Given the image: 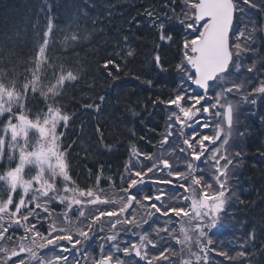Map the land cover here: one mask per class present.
<instances>
[{
	"label": "snow or ice",
	"instance_id": "obj_1",
	"mask_svg": "<svg viewBox=\"0 0 264 264\" xmlns=\"http://www.w3.org/2000/svg\"><path fill=\"white\" fill-rule=\"evenodd\" d=\"M179 2L174 0L173 6ZM55 7V0H40L25 27L5 33L9 43L0 42V264H223L213 236L226 231L225 219L233 212L228 169L235 162L217 150L227 148L234 129L242 134L238 113L247 103L245 88L249 95L264 97V25L253 22L249 27L241 17L237 27L233 11L226 33L220 20L201 33L205 21L197 23L194 17L181 37V59L188 55L189 41L195 44L199 37L204 44L192 49L191 67L178 60L172 68L175 87L169 97L157 98L169 111L159 147L148 153L132 145L129 159L137 157V163L125 162L123 171L107 176L103 164L95 172L89 168L92 184L80 187L68 160L70 147H63L65 132L58 131L67 130L75 115L62 103L65 86L80 77L72 71L65 76L64 65L50 55L55 33H63L64 24ZM177 23L183 26L182 20ZM21 40L31 49V61L17 51ZM209 41L216 44L212 60L204 55ZM21 63L24 72L17 74ZM159 68L169 70L163 64ZM29 93L32 99L42 97L43 112L29 111ZM236 93L240 99L233 102ZM99 100L84 107L99 112L104 97ZM29 165L33 168L26 173ZM101 184L122 195L109 198ZM251 235L255 239L254 228Z\"/></svg>",
	"mask_w": 264,
	"mask_h": 264
},
{
	"label": "trees",
	"instance_id": "obj_2",
	"mask_svg": "<svg viewBox=\"0 0 264 264\" xmlns=\"http://www.w3.org/2000/svg\"><path fill=\"white\" fill-rule=\"evenodd\" d=\"M39 2L0 0V42L9 43L3 39L4 34L25 27V18L35 14ZM259 2L262 5L257 25H264V0ZM55 3L54 13L64 24L63 33H55L50 55L58 65H64L65 74L72 71L80 77L74 84H67L63 92L62 103L67 112L75 113L67 130L60 128L65 132L63 147H70L67 156L74 180L80 187L90 186L94 177L88 175L89 168L95 172L103 164L105 176L115 175L117 170L123 171L132 145L137 146L138 152L148 153L159 147L167 109L157 98L169 97L177 78L172 68L178 60L183 62L181 37L187 29L177 21L183 17L184 3L183 0L175 6L174 0H55ZM72 17L70 30L67 22ZM17 51L32 60L31 49L23 40L21 45L17 42ZM161 64L169 66V70L161 71ZM16 72L23 74L22 63ZM42 83L46 86L47 80ZM32 96L29 93V111L43 112L42 97L37 94L32 99ZM100 97L104 100L99 112L84 107L99 104ZM243 143L235 217L243 228L247 255L229 264H264V97L245 124ZM106 145L113 150L104 151ZM85 150L88 159H84ZM100 187L106 193L114 188L109 184ZM244 221L248 223L245 225ZM253 228L255 239L251 235Z\"/></svg>",
	"mask_w": 264,
	"mask_h": 264
},
{
	"label": "rangeland",
	"instance_id": "obj_3",
	"mask_svg": "<svg viewBox=\"0 0 264 264\" xmlns=\"http://www.w3.org/2000/svg\"><path fill=\"white\" fill-rule=\"evenodd\" d=\"M184 3V14L182 19L180 18V20L183 21V25L186 27V29H188V25L189 23H192L195 17V9H196V5L198 3L197 0H183ZM262 5V4H261ZM260 2L259 0H250V3H239L238 0H235V6L237 9V13H236V25L237 27H239V24L242 23L243 21L241 20V17L244 18L245 21H247V23L249 24V27H251L250 25L253 24V22L255 23V25H257V13H259V9L261 8ZM194 10V11H193ZM196 20V19H195ZM241 27H243L241 25ZM203 28V27H202ZM245 34H247V29H245ZM190 35V33H189ZM192 47V42H188L187 43V48H188V55H184L183 56V62L185 64H189V60L192 57L191 50ZM245 63H247V61H245ZM189 66V65H188ZM64 75L66 76L67 74L64 73ZM39 87V85H38ZM252 87L255 89L254 87V83L252 84ZM240 93H236L235 96L233 97V102H236L240 99ZM244 95L247 97V103H242V107L239 110L238 116H239V121H238V130L240 133L242 134H237V131L234 129L231 132V140L229 141V135L225 136V140L229 141L227 144V148L225 149V147L221 146L217 151L220 153L221 156L226 155L227 158L231 161H234L235 163H233L232 168L228 169V174L229 177L231 179V186H232V191L234 193V195L230 198L229 203L231 205H233V212L232 214L225 219L224 222V227L226 229V231H223L222 234L218 233L216 235L213 236V240L216 241L215 243V247L217 249L218 254H220V259L221 261H223V264H227L230 261H234L233 259H238L241 258L243 249H239L238 247H242V243L243 245H246V242H243V232L240 229L239 223L235 217V209H236V189L238 188V181H237V177H238V168H239V163H240V159L242 157V153H243V145H244V139H245V124L248 120L249 117H251L254 112L255 109L257 107V102L259 100V98H261L260 96H252L249 95L247 92V88H245L244 90ZM256 100V103H253V100ZM193 111H195L193 109ZM167 116L169 115V111L166 112ZM166 116V117H167ZM215 119L217 118H213V121L215 123ZM223 127H224V131L227 133L228 132V127L226 126V120H224L223 122ZM60 128H58L59 131ZM34 131V130H33ZM205 131H210V130H205ZM213 134H215V130L213 132ZM32 135V133L30 132V136ZM36 136L38 137V134H36ZM237 151L239 152V155H237ZM210 156H213V154H210ZM213 158H218V157H213ZM140 160L143 159V157H139ZM158 159V158H157ZM128 163H137V157H132L131 159L128 160ZM220 167H223V165H220ZM30 168H33V166L29 165L26 166L25 172L27 173L28 170ZM34 174V173H33ZM145 191H149V190H145ZM122 195V193H120L119 189L117 188H110V191L107 193V196L113 200H117L119 199V197ZM73 221L75 222V218H73ZM57 224L60 223L59 220L56 221ZM236 225H238V227H236ZM45 227H47V224L45 225ZM179 227V225H178ZM107 231V228L105 229ZM19 234H17L18 236ZM196 233H193V244H194V249L193 251H195V246H196ZM229 242L231 244H233V247H230L231 250H227L229 248V246H227L226 242ZM97 247V243H93L91 245V249H95ZM209 254L211 255V249H208ZM95 254V253H93ZM179 250H177V255H179ZM52 255V254H50ZM185 258H187V254L185 253ZM224 259H228V262H226ZM217 264H220V261H217Z\"/></svg>",
	"mask_w": 264,
	"mask_h": 264
},
{
	"label": "water",
	"instance_id": "obj_4",
	"mask_svg": "<svg viewBox=\"0 0 264 264\" xmlns=\"http://www.w3.org/2000/svg\"><path fill=\"white\" fill-rule=\"evenodd\" d=\"M230 5H232V7H230ZM233 11L235 10L232 0H200V5L197 8V19L198 21L209 20V23L205 27L203 33L210 29L213 24V20H220L223 23L224 31L226 33L227 27L229 26L227 21L230 19ZM203 44L204 41L200 39L193 45V48H201ZM204 55L208 60H212L215 57L216 44L214 41H209L204 50Z\"/></svg>",
	"mask_w": 264,
	"mask_h": 264
},
{
	"label": "bare ground",
	"instance_id": "obj_5",
	"mask_svg": "<svg viewBox=\"0 0 264 264\" xmlns=\"http://www.w3.org/2000/svg\"><path fill=\"white\" fill-rule=\"evenodd\" d=\"M156 58H158V57H156ZM244 257V255L243 256H241V258H243Z\"/></svg>",
	"mask_w": 264,
	"mask_h": 264
}]
</instances>
